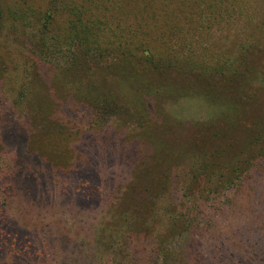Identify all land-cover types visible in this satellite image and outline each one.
Listing matches in <instances>:
<instances>
[{
	"label": "rangeland",
	"instance_id": "rangeland-1",
	"mask_svg": "<svg viewBox=\"0 0 264 264\" xmlns=\"http://www.w3.org/2000/svg\"><path fill=\"white\" fill-rule=\"evenodd\" d=\"M0 1L7 28L0 29V122L9 110L27 132L29 150L54 174L88 163L87 146L94 140L95 177L101 185L100 199L88 203L56 197L41 206L27 202L21 191L10 189L21 176L18 146L0 138V225L39 228L51 248L46 263L13 259L5 264H112L126 242L125 225L116 226L115 217L131 198L125 218L129 223L147 219L149 237L141 240L154 262L264 264V152L253 148L255 163H239L240 173L228 176L219 167L224 159L215 156L216 139L229 131L221 105L211 101L209 92L181 95L171 85L150 86L145 75L147 69L171 68L207 83L230 65L242 70L252 57L260 59L251 70L253 78L264 86V0H220L219 5L210 0H99V16L84 20L108 31L100 40L110 52L78 72L66 68L80 52L79 38L64 31L67 13L81 19L78 1L66 3L51 18L46 0ZM151 11L157 13L153 19ZM11 26L34 35L33 52L29 39L24 42L19 30L9 31ZM113 31L122 38L113 37ZM121 61L130 63L139 81L116 66ZM254 97L263 101L264 90ZM65 128L73 130L70 136ZM108 144H114L113 151ZM147 153L155 158L146 160ZM136 164L160 167L162 189L144 191ZM211 164L215 174L202 177ZM221 175L231 180L223 185ZM182 211L189 213L192 227L171 233V221Z\"/></svg>",
	"mask_w": 264,
	"mask_h": 264
},
{
	"label": "trees",
	"instance_id": "trees-1",
	"mask_svg": "<svg viewBox=\"0 0 264 264\" xmlns=\"http://www.w3.org/2000/svg\"><path fill=\"white\" fill-rule=\"evenodd\" d=\"M27 3V0H23ZM50 6V10L47 13L48 18H51L52 13L58 11L63 5H68L78 1L76 6L81 8V19H72L76 16L75 13L68 14L67 20L68 26L64 31L68 32L71 30L76 37L79 38V43L76 48H80L79 54L72 55L69 64L67 66V72L79 71L82 66H88L89 62L93 59L104 58L110 52L108 44H102L100 37L103 34L108 33L99 22L90 25L89 19L84 20V17L97 18L99 14L98 2L99 0H46ZM213 4L219 5L220 0H210ZM157 4V3H154ZM148 7H144V12L147 11ZM149 8H154L149 6ZM14 15H16L14 13ZM157 16L155 11H151L149 17L153 19ZM15 17V16H11ZM22 18V14L19 19ZM18 19V21H19ZM71 19V20H70ZM14 21V19H11ZM4 10L0 1V29L4 31ZM79 26L81 27H78ZM99 28L97 33L93 34V29ZM4 28V29H3ZM21 29L15 26H11L9 31L21 33L24 42L28 45L33 46L31 51L33 52L35 44L33 43L34 35L26 29ZM0 31V32H1ZM119 31L111 32L113 37H118ZM93 34V35H92ZM79 35V36H78ZM121 35V34H119ZM25 44V43H24ZM116 49L120 48V43L115 44ZM75 48V47H74ZM82 48V49H81ZM114 52V51H113ZM252 53V50H249ZM250 57L248 59V65L242 70H237L228 66L226 72L221 74H213L208 78L207 83H203L201 76L192 77L191 75H184L181 73H175L173 69H163L156 67L149 70L145 75L150 86H161L176 88L172 92L185 95V94H199L202 92H209L211 95V101H215L221 105L222 111L227 113L228 117L223 122L227 124L229 131L222 133L218 139H216L217 148L215 150V156L222 157L224 163H221L219 167L224 166V170L228 172V176L240 173V167L237 164L241 163L242 166H252L256 158L254 155H250L252 149L259 146V150L264 152V100L261 101L254 97V93L258 90L263 89L264 86L259 82L257 83V77L253 78L251 70L259 65L260 59H254ZM117 67L130 71V74L139 81V76L135 73L134 68L128 62L121 61L116 64ZM134 74V75H133ZM173 83L174 85H172ZM171 85V86H170ZM99 86V85H98ZM103 88V85L100 86ZM151 87H149L150 89ZM148 90V89H145ZM222 118V117H221ZM241 118V120H240ZM81 120V117L76 120H69L68 126L76 124ZM243 120H246L247 126L242 125ZM75 126V125H74ZM73 127V125H72ZM69 130V131H68ZM68 131V132H67ZM71 129H64V132L70 136ZM67 137V136H66ZM0 138L4 141L5 145L18 146V160H19V171L21 175L16 176L12 183L11 190L21 191L24 199L27 202H31L37 205H46L51 201L58 198V201H68L72 204L88 203L92 200L100 199V187L98 180L95 177V169L97 167L96 152L98 150L96 142L92 140V145H88L90 150V159L88 163L81 164L80 167H76L70 172L56 173L54 174L49 166L42 165L40 159L36 154L29 150L30 139L27 132L23 128V124L17 120L14 115L9 111L4 112V121L0 122ZM109 151H113L114 144L107 145ZM146 160L152 161L155 156L149 157L147 153ZM215 156H212V160ZM242 157L244 161L238 160L237 158ZM236 159V161H234ZM213 163V162H211ZM213 165L205 167L202 177L207 174L211 176L214 173ZM134 170H139L138 178H141L139 183L144 191L151 190L150 188L162 189L163 180L159 178L160 167L152 166H139ZM31 169L24 173L26 168ZM206 170V171H205ZM4 171V170H3ZM39 171V172H38ZM158 174V175H156ZM222 177L224 175H221ZM221 184H226L231 179L224 178ZM5 183H3L4 186ZM1 188V184H0ZM150 193V191H149ZM132 199H127L121 203L120 210L117 212L116 226L125 225L126 230L123 232V236L126 237V242L122 244L121 249L117 254H113L112 264H161L153 261V252H149L148 243L141 239L146 236L149 237V226L147 219H140L137 222H128L125 218V214L130 209ZM123 221H122V220ZM146 220V221H145ZM128 222V223H127ZM170 232L181 233L178 230L191 229L193 224L190 220V215L187 211L179 213L178 217L171 221ZM43 230L36 229H14L9 228L5 225H0V264H5L7 260L20 259L29 263H46L51 255V248L46 241L47 238L42 234ZM140 236V237H139ZM153 250V249H152ZM83 251H81L82 253ZM16 261V260H13Z\"/></svg>",
	"mask_w": 264,
	"mask_h": 264
}]
</instances>
